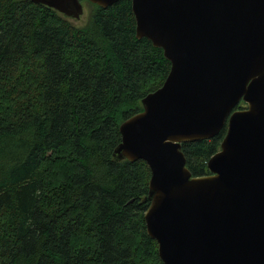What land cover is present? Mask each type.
Masks as SVG:
<instances>
[{"label":"trees","instance_id":"obj_1","mask_svg":"<svg viewBox=\"0 0 264 264\" xmlns=\"http://www.w3.org/2000/svg\"><path fill=\"white\" fill-rule=\"evenodd\" d=\"M82 1L79 25L0 0V264H164L145 220L151 169L114 150L171 62L137 38L132 0ZM226 132L182 143L193 176Z\"/></svg>","mask_w":264,"mask_h":264},{"label":"water","instance_id":"obj_2","mask_svg":"<svg viewBox=\"0 0 264 264\" xmlns=\"http://www.w3.org/2000/svg\"><path fill=\"white\" fill-rule=\"evenodd\" d=\"M31 1L76 20L85 11L82 0ZM132 8L137 38L161 48L171 68L120 125L114 156L151 169L145 220L160 258L264 264V0H132ZM226 124L210 173L193 176L182 143Z\"/></svg>","mask_w":264,"mask_h":264},{"label":"rangeland","instance_id":"obj_3","mask_svg":"<svg viewBox=\"0 0 264 264\" xmlns=\"http://www.w3.org/2000/svg\"><path fill=\"white\" fill-rule=\"evenodd\" d=\"M83 4H84V8H85V11H84V14L81 16V18L75 20V22L79 25L83 24L84 22H86L88 16H89V11H90V4L88 3V1H83ZM17 90H13L10 92V95L12 97H15L17 96Z\"/></svg>","mask_w":264,"mask_h":264}]
</instances>
